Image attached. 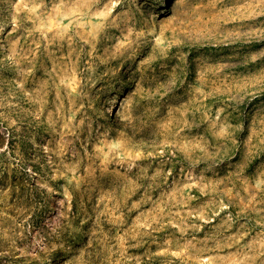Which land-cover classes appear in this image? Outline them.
Returning a JSON list of instances; mask_svg holds the SVG:
<instances>
[{
	"label": "rangeland",
	"instance_id": "obj_1",
	"mask_svg": "<svg viewBox=\"0 0 264 264\" xmlns=\"http://www.w3.org/2000/svg\"><path fill=\"white\" fill-rule=\"evenodd\" d=\"M0 264H264V0H0Z\"/></svg>",
	"mask_w": 264,
	"mask_h": 264
}]
</instances>
